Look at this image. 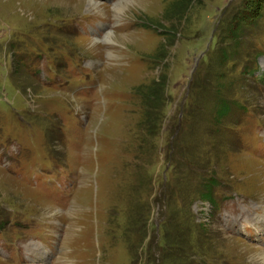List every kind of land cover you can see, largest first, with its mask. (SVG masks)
Wrapping results in <instances>:
<instances>
[{"label":"rangeland","instance_id":"rangeland-1","mask_svg":"<svg viewBox=\"0 0 264 264\" xmlns=\"http://www.w3.org/2000/svg\"><path fill=\"white\" fill-rule=\"evenodd\" d=\"M44 1L0 0V264H264V0H147L111 45L112 0Z\"/></svg>","mask_w":264,"mask_h":264},{"label":"clouds","instance_id":"clouds-1","mask_svg":"<svg viewBox=\"0 0 264 264\" xmlns=\"http://www.w3.org/2000/svg\"><path fill=\"white\" fill-rule=\"evenodd\" d=\"M95 3L96 0H90ZM107 10L108 15L115 21V24L109 26L102 36L94 37L96 42H102L106 45L112 44V37L115 36V29L121 26L124 18L130 15L145 13L147 10V0H112L111 4L100 5ZM110 60L118 61L119 55H110Z\"/></svg>","mask_w":264,"mask_h":264},{"label":"bare ground","instance_id":"bare-ground-1","mask_svg":"<svg viewBox=\"0 0 264 264\" xmlns=\"http://www.w3.org/2000/svg\"><path fill=\"white\" fill-rule=\"evenodd\" d=\"M40 1H43V0H40ZM47 1V0H46ZM46 1H44V2H46ZM79 2H82V1H79ZM89 2V1H88ZM85 3V2H84ZM90 3V2H89ZM53 4H59V5H63V6H70V0H54L53 1ZM74 6V5H73ZM78 6V5H77ZM76 7V5L74 6V8ZM98 9V8H97ZM118 38H119V36H118ZM113 39V38H112ZM127 39V38H126ZM125 39V40H126ZM119 40V39H118ZM124 40V39H123ZM120 42V41H119ZM97 47V46H96ZM95 47V48H96ZM38 243V242H37ZM36 245V244H35ZM33 246V244L31 243V245H30V249H29V251H31V259H32V261L31 262H33V264H41V261H42V255L44 254L43 253V246H42V248H38V246ZM38 245H41L40 243H38ZM42 249V250H41ZM46 249V248H45ZM47 250V249H46ZM47 254V253H46ZM262 259L264 260V255H263V257H262ZM30 260V259H29ZM41 260V261H40ZM55 263V262H54ZM53 263V264H54ZM256 263V262H255ZM257 264V263H256ZM263 264V263H262Z\"/></svg>","mask_w":264,"mask_h":264},{"label":"trees","instance_id":"trees-1","mask_svg":"<svg viewBox=\"0 0 264 264\" xmlns=\"http://www.w3.org/2000/svg\"><path fill=\"white\" fill-rule=\"evenodd\" d=\"M247 15H246V13H244V15H243V17H246ZM157 93V92H156ZM155 94H152V96H154ZM221 107H223V106H221ZM226 106H224V112L223 113H225V112H227L228 111V109L227 108H225Z\"/></svg>","mask_w":264,"mask_h":264}]
</instances>
